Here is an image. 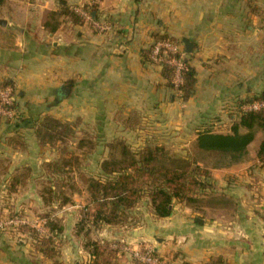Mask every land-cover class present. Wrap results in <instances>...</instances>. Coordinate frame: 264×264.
<instances>
[{
  "label": "crops",
  "instance_id": "crops-1",
  "mask_svg": "<svg viewBox=\"0 0 264 264\" xmlns=\"http://www.w3.org/2000/svg\"><path fill=\"white\" fill-rule=\"evenodd\" d=\"M65 4L89 9L111 30L99 34L90 22L74 23L62 13ZM0 21V83L11 82L21 105L18 122L0 127V154L15 152L10 166L31 170L26 186L32 169L53 163L52 148H41L34 137L47 115L64 122L75 116L99 135L175 136L183 129L194 146L216 118L226 123L217 133L231 134L239 104L264 92V0H4ZM162 34L190 44L197 82L187 101L161 68L144 61L143 52ZM63 86L71 90L67 97ZM133 116L144 124L129 128ZM16 134L27 135L26 152L4 140ZM262 140L259 131L244 159L211 167L220 192L199 205L176 203L167 218L151 213L137 228L108 235L135 248L152 247L175 264H264V168L250 154V146L258 153ZM20 171L2 173L11 193L25 186H12ZM64 226L63 238L70 240V225ZM11 236L0 234V264H36L28 254L35 255L31 242L15 246ZM77 252H68L65 264H79Z\"/></svg>",
  "mask_w": 264,
  "mask_h": 264
},
{
  "label": "trees",
  "instance_id": "trees-1",
  "mask_svg": "<svg viewBox=\"0 0 264 264\" xmlns=\"http://www.w3.org/2000/svg\"><path fill=\"white\" fill-rule=\"evenodd\" d=\"M64 2V1H63ZM4 0H0V5ZM65 3V2H64ZM63 15L69 17L76 24H83L84 19L76 13L73 8L66 4L62 10ZM169 40L177 43V40L167 36L156 35L155 43ZM154 43V44H155ZM154 46V45H153ZM151 46L143 52L145 62H150L153 49ZM186 67L182 74V83L178 88L174 85L173 68L164 65L163 76L168 85L178 90L184 101L189 100L195 94L196 72L185 61ZM0 88H13L11 82L0 83ZM264 92L258 97L244 101L239 104V114L232 126L231 134L214 133L205 130L199 134L197 146L200 152L206 154H218L224 158H230L232 163L244 159L248 154V146L254 141L256 133L261 131L263 140L260 144L257 160L264 167V109L257 111H244L243 107L255 101H263ZM16 108V104L14 105ZM129 118L128 127L134 129L138 124H144L142 120ZM1 126V118H0ZM245 132H241V130ZM76 135L75 126L64 122L52 115L40 119L34 128V137L41 148H59L67 150L70 138ZM17 148L25 150L27 145L20 138L11 140ZM15 143H17L15 145ZM87 142L80 140V147ZM110 158L104 160L101 167V179L83 178L91 197L92 223L95 225L122 226L131 223V212L144 200L149 199L152 214L156 219H164L172 214V206L175 203L194 207L201 203V199L207 195L208 186L214 185L213 177L208 169L199 168L198 164L190 161H183V168L180 170L171 169L166 162L169 160V150L164 145H158L153 140H147L144 147L134 150L125 139H116L108 146ZM64 157V156H63ZM66 158L57 162L48 163L47 168L59 171L67 167ZM220 165L215 164L214 167ZM30 169V168H29ZM31 170H26L16 177L12 182L13 188L25 185L26 175ZM69 202L64 198V204ZM27 232L26 226L18 227V231ZM55 226L51 224L48 234L40 235L39 238L31 239V245L35 253L41 254L48 259L55 256L54 238ZM94 250L90 254L89 264H119L124 259L120 252L113 248L111 243H100L93 245ZM114 249V250H113ZM155 254H157L155 252ZM117 258H120V260ZM119 261V262H118ZM124 261V260H123ZM172 263L173 261H168ZM139 264V263H138ZM185 264V263H183Z\"/></svg>",
  "mask_w": 264,
  "mask_h": 264
},
{
  "label": "rangeland",
  "instance_id": "rangeland-1",
  "mask_svg": "<svg viewBox=\"0 0 264 264\" xmlns=\"http://www.w3.org/2000/svg\"><path fill=\"white\" fill-rule=\"evenodd\" d=\"M75 8L83 7L76 6L73 7V10ZM83 9L91 14V11L89 9ZM167 37L175 39L170 36ZM177 43L181 44L182 47L184 45L178 40ZM149 63L153 64L151 61ZM6 81L8 80H5L1 83H5ZM178 93L181 95L179 91ZM14 98L17 110L16 120H14V122H11L10 120L1 118V126L5 123L16 124V122H18L19 120L18 117L21 116L19 114V107L21 105L20 103H17L18 96L16 91H14ZM74 121L75 116L73 118V121L67 122L75 126L76 132V135L73 138H70L67 145V150L62 149L61 151L59 150V148H52L50 150L52 153L51 160H53V162H57L63 158H66V160L69 161L67 162V167L62 169V171L61 169L59 171H54L53 168H47L48 163H44L42 166L32 169V178L30 182L27 184V186L25 185L24 187H21L16 193H11L10 183L6 182L7 180L4 181L3 179H1L3 176L2 173L5 172L7 168L8 170L10 169L12 171L13 175L17 174L21 170L19 168H17V170L13 169L12 167L14 165L12 167L10 166L11 163L9 162L14 161L13 154L15 152L11 153L10 151H8L0 154V222L13 217H26L30 222V225L26 226V233L21 230V232H19L18 228L6 230L0 229L1 236L5 234H11V237H13V243L16 242L15 246H19V240L27 241V243H29L31 242L29 239L33 240L34 237L39 238L40 235L44 236L45 234H48L51 224L55 226V232L57 233L53 235L54 247L56 252L55 256L52 259H48L44 256L43 258H41L42 255L38 253L32 255L31 252H29L28 254L36 259V261H34L36 262V264H65L69 255L68 252H72L75 250L81 251V253L77 252L79 258H76V262L79 261V264H89L91 260L90 254L94 250L93 245L97 243L100 244L102 242L113 244V248L119 251L122 257H126L129 261H134L136 264H138L133 259L131 252L129 251V249L133 250L135 249V247H132L125 241H114L108 235V231L116 230L115 232L119 231V233L122 234L123 231H130L137 228L140 224L147 222V219L151 220L152 210L150 208V205H148L149 199L146 198L138 204V206L130 214V218L132 217L131 223L125 226L123 225V227L106 226L99 224L95 225L92 223V219L90 216L92 214L90 193L88 192L87 185L83 181V178L101 179L100 165L104 160L110 158V151L108 146L113 144L116 139L127 140L134 150H140L142 147H144L147 140H153L154 143H157L158 145L166 146L170 154L169 160L166 162V164L171 169H182L183 161L187 160L192 163L198 164L199 168L208 169L211 173V167H213L217 163H224L227 160L226 158L218 154L213 155L200 152L197 148V145L194 144L193 146V141H191V139H193V136L187 134V132H185L184 135L181 133L185 131L183 129L180 130L179 134L175 136H163L160 133L144 134L141 136H115L106 133H100L99 135L98 133L93 131L90 123L83 124L79 122L80 124H77V121ZM224 125H226V123H223L222 119L216 118L215 120H213L211 125L206 126L204 131L208 130L217 133L220 127ZM151 127L153 128L152 131H155L153 124ZM215 127H217V129H215ZM8 136H4V140L6 139V143L8 144V146H11L13 149H16L19 152L27 151L26 149L29 146V144L27 143V135L16 134L10 137ZM16 137L20 138L26 143L27 148L25 150L17 148L13 145V142L11 140ZM81 139H84L85 142H87L84 147H82L83 145L80 147ZM16 144L17 143H15V145ZM47 151L49 152V150ZM250 154L251 156H255L257 154L256 148H254V146H250ZM253 158V160L255 161L256 157ZM261 168L264 167L261 166ZM20 172L23 173L22 170ZM208 187L210 189H208V193L206 196H212L216 191L220 192L219 186L217 187L216 183ZM65 197L69 200L67 204H64ZM65 207L67 209H64ZM67 223L68 225H70V230L68 232L70 240L67 239L65 241V239L63 238V233L65 229L64 225H67ZM17 234H26L28 235L29 239L26 237H21ZM67 243L69 245L68 249L66 248ZM115 246L126 247L127 250L121 251ZM17 258L18 263L21 262L19 257ZM159 258L166 259L168 261L172 260L169 258V256L161 254L159 255ZM118 259L120 260V258H117V260ZM123 260H125V258ZM123 260H121V263L119 264H125ZM67 264L70 263L67 262Z\"/></svg>",
  "mask_w": 264,
  "mask_h": 264
},
{
  "label": "built area",
  "instance_id": "built-area-1",
  "mask_svg": "<svg viewBox=\"0 0 264 264\" xmlns=\"http://www.w3.org/2000/svg\"><path fill=\"white\" fill-rule=\"evenodd\" d=\"M74 11L78 13L85 21L91 22L93 28L99 33H107L111 30V25L104 21H96L92 19L91 14L83 8H75ZM188 58L187 52L179 43L171 42L169 40L159 41L154 44L150 61L158 67L167 65L174 70V85L178 88L182 83V74L185 70V61ZM14 89L13 88H0V118L5 120L14 121L17 117V110L14 107ZM264 109V100L255 101L243 107V110L257 111ZM30 225L29 220L26 217H13L5 221L0 222V229H16L20 226ZM121 251L127 250L126 247L115 246ZM129 249V248H128ZM133 259L139 264H173L168 260L159 258L158 254H155V250L152 247H138L130 250Z\"/></svg>",
  "mask_w": 264,
  "mask_h": 264
},
{
  "label": "water",
  "instance_id": "water-1",
  "mask_svg": "<svg viewBox=\"0 0 264 264\" xmlns=\"http://www.w3.org/2000/svg\"><path fill=\"white\" fill-rule=\"evenodd\" d=\"M0 25L5 26V21H0ZM183 44H184V46L186 47V51H187V53L190 54V53H191V49H190V44H189V42H187V41H183ZM70 93H71L70 88H68V87H66V86H63V87L61 88V94H62L63 96H66V97H67V96L70 95Z\"/></svg>",
  "mask_w": 264,
  "mask_h": 264
}]
</instances>
